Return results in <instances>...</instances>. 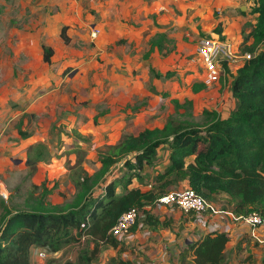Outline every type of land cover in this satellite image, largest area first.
I'll use <instances>...</instances> for the list:
<instances>
[{"label": "rangeland", "instance_id": "1", "mask_svg": "<svg viewBox=\"0 0 264 264\" xmlns=\"http://www.w3.org/2000/svg\"><path fill=\"white\" fill-rule=\"evenodd\" d=\"M110 6L112 5L106 4L105 0H0V217L4 215L5 209L10 211L30 210L35 205L36 200H41V198L51 208L59 211L64 210L76 200L74 184L79 179V175L91 178L93 196L96 197L102 192L106 183L108 184L116 176L120 177V173L126 172L122 162H120L110 167L105 176L99 175L101 156L109 148L120 143L126 135L152 128L159 119L165 121L170 116L202 127L209 120L203 114L204 111L216 109L222 116L231 110L233 102L230 99L229 84L226 85V77L221 78V86L217 92L210 93V90L205 88V92L192 98L188 93L192 84L181 82L176 75L167 84L164 83L163 76H153L155 80H158L155 86L150 84L148 87L147 84L145 88L139 89L137 94H133V96L122 94L127 102L117 104L120 110L117 109L116 118H123L120 128L117 129L113 128L107 131L104 127L102 129L95 128L98 125L94 124V127L90 128L84 127L83 129L81 127L83 130L81 132L79 126L68 129L60 126L57 122H49L50 126H53L51 128L45 121L47 117L42 118L43 121L40 123L38 118L30 119L29 116L26 120V116H20L21 113L14 118L17 112H12V108L16 107L13 96L17 87L22 89L21 84L24 87L27 86V83L28 87L32 85L35 82L34 75L45 68L44 62L41 60L42 46L54 47L58 57L61 50L68 49L65 56L70 58L72 55H74L72 58H79L80 54L82 55L81 52L87 49L89 55L86 70L90 73L88 75L90 78L88 89L91 90L98 86L95 78L99 63L106 61V55L97 54L98 43L102 45V48H105L107 55L113 53L118 56L119 52L124 49L122 43L118 41L107 44L108 27L113 22L119 21V17L113 14L115 9ZM63 26L82 29V33L86 37L85 40L82 39L83 41H81L83 49H77L75 45L64 44L59 36ZM95 27L102 28V32H100L98 39L92 42L89 39L90 30ZM251 27L243 28L241 39L238 41L231 36V31H224L215 39L231 43L238 47L242 54H252L248 51L251 42H244V37L250 33ZM33 37H38L35 43L31 41ZM32 43L33 46L29 45ZM171 47L172 44H168L167 50ZM256 51H259V47L254 49V52ZM175 65L176 60L173 59L169 67L172 68ZM198 65L197 71L205 75L201 64ZM117 68L120 69L119 66ZM236 69L237 65L230 71L236 72ZM108 72L107 75H110L111 79L114 80L115 76L112 75L111 71ZM172 72L174 71L168 70L166 73ZM121 73H125L124 67ZM202 75L194 80L193 84L201 82ZM111 79L109 78V81ZM223 80L226 81V86L222 85ZM116 81H118L117 77ZM204 85L206 86V84ZM164 89H166L167 97L178 99L179 106L177 108L169 100H162V98L157 97L160 93L164 94ZM81 90L82 93H86L85 90L87 89L81 88ZM113 91L115 92V90ZM186 99L193 102L191 109L187 108ZM123 108H127L129 112L126 116L121 114L127 112L123 111ZM112 114H115V111L111 112ZM126 120L129 121L125 124ZM26 135L27 137H24ZM76 146L80 149L73 150ZM42 150L45 152H42L40 161L37 160L35 163L28 164L27 160L36 159L37 151ZM14 161L19 162L14 164ZM156 215L167 216V214ZM177 218L180 219L179 213H177ZM173 226L175 229L176 221ZM260 227H256V230ZM168 232L163 235L161 233L150 235L148 242H143L144 244H139L136 248L134 241L128 239V235L123 239H118L123 243L118 249L100 245L95 251V246L84 238L79 243L70 244L55 254L47 249L32 248L30 264H81L79 257L83 254L90 257L89 264H113L112 261L121 258L131 259L138 264H162L158 261L160 259L159 254L157 256L152 254L149 259L147 256H143L138 260V256L132 252L131 248L136 249L135 252L138 251L147 255L153 250H148L149 247L144 248L145 245L153 248L152 245L159 241L161 244L166 243L167 241L163 238L168 235ZM172 234L171 231L167 239H171ZM259 244L263 245L261 242ZM156 249L159 248L156 247ZM169 250V248L166 251L162 249L161 253L166 252L169 260L173 258V261L167 264H176L177 259L172 256L171 252L169 253ZM238 250L240 258L235 264H254L248 260L249 256L244 253V249L239 247ZM93 252L94 254H92ZM150 258L157 259L153 262Z\"/></svg>", "mask_w": 264, "mask_h": 264}, {"label": "trees", "instance_id": "2", "mask_svg": "<svg viewBox=\"0 0 264 264\" xmlns=\"http://www.w3.org/2000/svg\"><path fill=\"white\" fill-rule=\"evenodd\" d=\"M257 5L255 24L244 37V42H251L248 51L252 56L238 67L235 75L229 76L234 108L229 110L227 117L222 119L216 111H204L209 120L201 127L170 116L161 128L143 129L137 135L125 136L101 156L99 173L105 176L110 167L122 162L125 175L106 184L96 197L91 178L79 175L74 184L76 200L64 210L51 208L43 198L36 200L30 210L5 209L0 217V264H30L32 248L47 249L55 254L83 238L95 246V251L100 245L118 249L123 243L109 234L118 218L131 209L142 210L145 206L153 209L158 197L180 182H185L186 188L206 202L222 201L215 197L226 195L223 208H229L236 217L255 212L264 219V0H259ZM67 29L63 26L60 30L64 44L70 41ZM215 32L220 36V24ZM163 39L160 36L154 40L146 55L155 48L161 50ZM261 44L262 49L254 52ZM41 49L43 62L49 64L53 50L45 46ZM152 73L159 76L154 70ZM162 76L170 79L174 72ZM204 88L202 82L196 83L192 92L199 93ZM161 98L167 97L163 94ZM171 102L175 108L179 106L178 100ZM185 103L191 109L192 102L185 100ZM163 147L169 151L168 166L155 176L156 192L128 189L133 179L140 180L144 167L154 166L157 151ZM42 152L45 151H37L36 159L27 160L28 164L40 161ZM187 158H192L193 162L186 164ZM118 188H122V194L117 193ZM209 212V209L205 211ZM164 225L149 214L141 222L142 229L153 233ZM137 227L138 223L129 232ZM228 243L226 232H210L171 253L177 259L176 264H229ZM79 260L81 264L91 261L87 254ZM170 261L173 258L164 264ZM112 262L138 264L122 258Z\"/></svg>", "mask_w": 264, "mask_h": 264}, {"label": "crops", "instance_id": "3", "mask_svg": "<svg viewBox=\"0 0 264 264\" xmlns=\"http://www.w3.org/2000/svg\"><path fill=\"white\" fill-rule=\"evenodd\" d=\"M258 1L259 0H105L106 4L112 5L110 7L115 9L113 14L119 17V21L113 22L112 25L108 27L107 44H110L109 42L115 43L118 41L122 43L124 49L119 52L118 56L113 53L107 55L105 48H102V45L98 43L97 47L99 49L97 54L106 55L105 63H99L100 65L97 70L95 81L98 86L93 87L91 90L88 89V82L90 81L88 75L90 73L86 70L88 67L87 59L89 55L87 49L81 52L82 55L80 54L79 58H72L74 55L70 58L65 56L68 49L61 50V54L58 57L56 49L50 46L54 56H52L49 64L43 63L45 66L43 71L34 75L35 82L29 85V87L28 83L25 87L20 83L22 89L17 87L16 93L13 96V102L16 107L14 109L12 108V112H17L14 118L21 113L20 116H26V120L28 119L27 116H29L30 119L38 118L40 123L43 121L42 118L47 117V120H44L48 124L49 122H57L60 126L68 129L78 128L77 126L83 129L84 127L90 128L94 127V124L98 125L95 128L99 127L102 129V127H104L107 131L113 128H120L123 118H116V112L119 108L117 104L127 102V100L122 97V94L133 96V94H137L139 89L145 88L147 84L148 87L150 84L155 86L158 80L153 78L154 74L152 70H154L159 77L160 75H164L168 70H173L175 72L173 77L170 79L164 78V83L166 84L177 75L181 82H190L193 86L194 80H197L202 75L201 72L199 73L197 71L200 62L195 52L200 38L206 37L207 35H216L214 37L219 36L215 32V29L217 25L220 24L221 33L224 31H231V36L238 41V39H241V33L244 27L254 26L256 20L255 9L258 6ZM95 28L102 32V28ZM66 34L70 40L68 45H75L77 49H83L81 41H83L82 39L85 40L86 37L85 34L83 35L81 28L68 27ZM99 36L100 33L98 37ZM160 36L164 37L162 41L163 44H161L162 49L158 50L155 48L151 53L146 55L150 48V44ZM98 37L96 39H89L94 42ZM37 40L38 37H33L31 41L35 43ZM168 44H172L169 50H167ZM29 45L33 46L34 44L32 43ZM64 47L66 46L64 45ZM258 47L259 50H261L263 44L258 45ZM173 59L176 60V65L170 68L169 64ZM117 66H119L120 69L117 68ZM123 67L125 73H121ZM108 71H111L112 75L115 76L114 80L111 79L110 75V77L107 75L109 73ZM228 73L229 74L226 75L228 76L226 78V85H228L231 80L229 76L235 75V72L232 71H228ZM120 76L123 78L120 79ZM116 77L118 81H116ZM202 77L203 79L201 82L205 84V75H202ZM109 78L111 81H109ZM226 81L223 80V86ZM79 86L83 89H87L85 90L86 93H82ZM192 86L188 93L194 98L198 94L205 92V88L206 90H210V93L217 92L221 84L219 82L210 87L204 85L205 88L201 92L195 94L192 92ZM113 90H115V92ZM163 92L165 94L166 89H164ZM152 94L154 93L152 92ZM161 95H163V93L156 96L161 98ZM165 95L167 97V94ZM164 100H169L171 102L172 100L178 99L167 97ZM186 100L191 101L190 99ZM231 108H234V102ZM122 110L127 111V108H123ZM113 111H115V114L111 115ZM213 111L217 112L216 109ZM121 114L122 116H126L129 112L127 111ZM219 114L220 113H218V115ZM227 115V113H224L220 117L225 119ZM127 121L129 120H126L125 124ZM163 122H165L163 119H159L155 126L146 129L161 128L164 124ZM49 127L52 128L53 126L49 124ZM82 128L80 129L81 132H83ZM139 132L128 135H137ZM60 145L61 143L59 147ZM79 149L80 148L76 146L73 150ZM157 153L158 158L154 166L144 167L140 180L133 179L128 189H139L142 192H156L157 184L155 183V176L163 172L168 166L169 151L166 147H163L160 148ZM130 158H132V156H130ZM191 162H193L192 158L186 159V164ZM122 173H120V177L125 175V172L123 175ZM120 177L116 176L112 180ZM177 187L186 188V183L180 182L176 188ZM174 188V186L169 187L165 192H169ZM117 193L122 194V188H118ZM215 198L216 200L218 198H222L223 200L218 202H207L210 212L198 216H185L175 210L157 206L159 209L158 214H167V216L165 217V215H163L164 219H159L160 222H164L165 225L158 228L157 232L154 233L142 229L141 222L145 221L148 214L150 216L154 215L153 212L157 204L155 202V207L153 209L149 208L150 206H145L144 208L146 212H148L146 217L137 221L139 227H137L134 232H129L127 234L128 239L134 241V247L136 248L139 244L148 242L150 235H158L159 233L163 235L165 232L169 231L168 235L163 238L167 242L164 244H161L160 241L154 243L152 245L153 248L145 245L144 248L149 247L148 250H153V252L147 251L149 252L147 255H143L138 251L135 252L136 249L134 248H131L132 252L136 253L138 260L143 256H147L149 259V257H152V254H154L153 256L160 254L161 250L164 248H169L170 252H177L188 241L193 242L210 232L224 231L229 236V243L226 249L227 253H231L229 264H235L239 260V247L244 249V253H247V256H249L248 260L254 264H261L264 258V220L262 226L256 230V228H252L245 224L241 217L234 216L229 208H223L226 195H217ZM177 213H179L180 219L177 218ZM175 221L176 228L174 229L173 224ZM160 230L162 231L160 232ZM171 231L173 236L171 239H167ZM260 242L263 243V245H260ZM156 247L159 249H156ZM155 259L151 260L154 262Z\"/></svg>", "mask_w": 264, "mask_h": 264}, {"label": "built area", "instance_id": "4", "mask_svg": "<svg viewBox=\"0 0 264 264\" xmlns=\"http://www.w3.org/2000/svg\"><path fill=\"white\" fill-rule=\"evenodd\" d=\"M90 33V38L96 39L100 31L97 28H93ZM195 52L205 71V84L207 87L219 83L221 78L225 77L227 71H230L236 65L238 69L241 63L249 60L252 56L249 53H240L238 47L233 46L231 43L217 40L214 36L200 38ZM156 204L153 214L161 220L164 219V216L156 215L159 213L157 206L175 210L185 216H190L191 214L204 215L208 209L207 202L188 188H174L158 197ZM145 212L146 209L144 208L142 210L131 209L123 213L110 229L109 234L117 239H123L139 219L146 217ZM241 219L252 228L262 226L264 220L255 212L241 217ZM166 249L164 248L165 251ZM166 254V252L159 254L160 259L158 261L162 264L168 259Z\"/></svg>", "mask_w": 264, "mask_h": 264}, {"label": "water", "instance_id": "5", "mask_svg": "<svg viewBox=\"0 0 264 264\" xmlns=\"http://www.w3.org/2000/svg\"><path fill=\"white\" fill-rule=\"evenodd\" d=\"M19 161H14V164H17Z\"/></svg>", "mask_w": 264, "mask_h": 264}]
</instances>
